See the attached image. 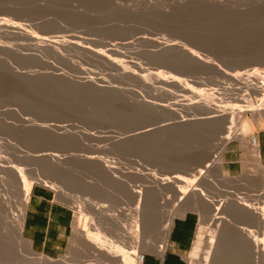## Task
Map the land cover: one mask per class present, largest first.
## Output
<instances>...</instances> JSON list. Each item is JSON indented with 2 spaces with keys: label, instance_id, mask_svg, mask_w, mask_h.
Segmentation results:
<instances>
[{
  "label": "rangeland",
  "instance_id": "rangeland-1",
  "mask_svg": "<svg viewBox=\"0 0 264 264\" xmlns=\"http://www.w3.org/2000/svg\"><path fill=\"white\" fill-rule=\"evenodd\" d=\"M56 39L67 44L58 45ZM173 44H185L202 62L188 54L189 59L186 52L164 50ZM123 68L137 76L122 74ZM238 72H261L262 78L240 83L234 78ZM214 109H223L232 121L228 126H232L233 137L220 163L212 159L227 127L219 123L221 120L216 123L211 119L216 114ZM261 129L264 0H0V264H28L24 260L30 256L26 250L30 241L24 234L21 256L14 255V250V254L6 251L15 240L25 179L35 182L33 188L49 189L57 201L69 204L74 211L69 243L59 256L39 253L30 242L32 251L54 260L52 264L59 259L68 264H93L96 258V264H129L114 253L113 245L133 253L121 240L122 231H126L122 223L129 225L128 217L135 213L141 198L135 193L144 187L146 193H158L152 195H158L154 201L163 210L173 209L177 203L178 216L195 211L200 221L204 211H210V217L217 212L227 216L224 205L218 208L221 203H231L232 198L233 202L242 198L240 201L251 206L260 203L263 209L264 198L254 194L264 163L261 158L262 165L254 160L251 139ZM240 132H248L246 140L236 137ZM209 159L214 170L204 166ZM230 160L236 161L232 168ZM5 161L13 162L22 172L13 175L4 167ZM202 167L206 179L199 177ZM195 176L199 177L196 183ZM128 187L132 192L126 191ZM186 191L187 198L180 203ZM129 192L134 195L133 203ZM195 196L202 198L203 210L192 201ZM76 203L83 204L87 217L94 214L90 210L96 204L106 206V217L121 216L107 217L105 222L102 215L86 219L78 214ZM240 216L227 217H233L235 223ZM161 218L156 227L162 225L165 218ZM91 221L97 227L100 223L101 235L108 238L110 234L109 243L115 241L110 244L113 253L109 244L107 250L97 251L102 249L92 238L98 228ZM107 221L110 226L101 225ZM238 222L233 227L241 233L248 221L242 225ZM259 231L252 227L248 232L260 236ZM234 232L232 237H238ZM155 236L152 233L150 238ZM194 244L185 253L187 264H198L190 259L194 253L204 258L199 253H204L205 246L201 247L204 251L200 249L203 252L196 253ZM77 248L88 255H77ZM99 252H106V256ZM155 252L150 247L138 251L146 257ZM235 254L233 258L238 256L241 264L240 254ZM203 258L200 264H204ZM233 258L230 256V264ZM80 259L83 262L73 261ZM214 263L211 260L209 264Z\"/></svg>",
  "mask_w": 264,
  "mask_h": 264
},
{
  "label": "bare ground",
  "instance_id": "bare-ground-1",
  "mask_svg": "<svg viewBox=\"0 0 264 264\" xmlns=\"http://www.w3.org/2000/svg\"><path fill=\"white\" fill-rule=\"evenodd\" d=\"M197 0H195V2H196ZM200 1H205V0H200ZM207 1V0H206ZM202 3V2H201ZM205 3V2H204ZM261 3V2H260ZM218 4V3H217ZM220 5V4H219ZM256 5V4H255ZM259 5H261V4H259ZM144 38V37H143ZM145 39V38H144ZM44 40V39H43ZM57 40V39H56ZM62 40V41H61ZM59 39V40H57L56 41V43L58 44V45H61V46H63V45H65V44H67V42L66 41H63V39ZM148 40H149V38H148ZM49 41V40H48ZM53 42V41H52ZM44 44V43H43ZM169 44V43H168ZM184 45L185 44H183V46H181V44H179V45H176V44H173V45H169L168 47H164L165 49L164 50H177V51H181L182 53L183 52H186L187 53V56H188V54L190 55V56H193V59L195 58V59H197V55L194 53V51L193 50H191V49H187V48H185L184 47ZM166 46V45H165ZM188 46V45H187ZM50 47V46H49ZM54 48V47H53ZM163 48V47H162ZM86 50V49H85ZM161 51V50H160ZM177 51H175V52H177ZM98 53V52H97ZM103 54V53H102ZM101 54V55H102ZM170 54H173L172 52L170 53ZM185 54V53H184ZM100 55V54H99ZM100 55V56H101ZM99 56V57H100ZM104 56V55H103ZM183 56V55H182ZM105 58H106V56H104ZM104 57H102V58H104ZM180 57H181V55H180ZM101 58V57H100ZM104 58V59H105ZM162 58V57H161ZM182 58H184V57H182ZM187 58V57H186ZM188 58H189V56H188ZM190 59V58H189ZM193 59H191V61L193 60ZM178 60V59H177ZM197 60H199V58L197 59ZM180 61V60H179ZM200 61V60H199ZM185 62V61H184ZM193 62H194V60H193ZM197 62V61H196ZM200 62H202V61H200ZM207 64V63H206ZM123 70L124 71H122L123 73L122 74H125V75H127V76H137L136 75V72L135 71H131V70H126L125 68H123ZM145 71V70H144ZM252 72V71H251ZM254 72V71H253ZM261 72H260V74L258 73V72H255V73H250V74H243L242 72H238V73H236V74H234V78L238 81V82H240V83H243V82H251L252 81V79H254V80H259V78H262L261 76ZM121 78V77H120ZM138 79V78H137ZM122 81V80H121ZM129 82V81H128ZM144 82V81H143ZM142 83V82H141ZM138 85V84H137ZM119 88H117V90H118ZM121 90V89H120ZM119 90V91H120ZM125 91V90H124ZM230 93V92H229ZM119 94H121V93H119ZM123 94V93H122ZM125 94V93H124ZM123 96V95H122ZM126 97V96H125ZM116 98V97H115ZM123 99H124V97H122ZM130 98V97H129ZM119 99V98H118ZM126 99H127V97H126ZM119 101V100H118ZM132 101V100H131ZM117 103V102H116ZM125 102H123V104H124ZM127 103V102H126ZM130 103V102H129ZM121 104V103H120ZM131 104V103H130ZM133 104H134V102H133ZM191 105V104H190ZM189 105V106H190ZM194 106V105H193ZM128 107H130V106H128ZM196 107V106H195ZM190 109V108H189ZM188 109V110H189ZM202 110V109H201ZM211 110V111H210ZM221 110H223V109H221ZM219 111L218 109H214V112L216 113L215 115H212L210 118L213 120L214 119V121H216V123H218L220 120V124L221 125H223V126H225V127H227V130H224L223 131V133H224V136H221L220 137V139H219V141H218V144H217V147L215 148L216 149V154H215V156H214V158L215 159H212V161H214L215 163H220V160H221V158H222V153H223V150H224V148H225V146H226V144H227V142L233 137H231V132H232V126H228V124H230L232 121H230L231 120V118H230V114H228L226 111ZM187 111V110H186ZM195 111V110H194ZM208 111H210V112H212V109H208ZM202 112H203V110H202ZM198 114V113H197ZM201 114V113H200ZM207 115V114H206ZM205 117V116H204ZM203 118V117H202ZM206 118V117H205ZM229 118H230V120H229ZM185 119H186V117H185ZM195 119V118H194ZM208 119V118H207ZM210 119V120H211ZM189 120V119H188ZM209 120V119H208ZM218 121V122H217ZM231 125H232V123H231ZM240 136V138L242 137V138H244L245 140L247 139L246 137L248 136V132H240L239 134L237 133L236 134V137H238V136ZM249 139V138H248ZM250 144V143H249ZM253 144V145H252ZM251 145H252V148L254 147V149H252L253 150V153H254V160L259 164V165H262V163H260V155H259V149L257 148V142L255 143V142H253ZM213 154V155H214ZM211 158V157H210ZM97 160H98V158H97ZM210 160V159H209ZM98 161H101V159L100 160H98ZM97 161V162H98ZM207 162V164H204V166L206 167V169L207 168H209L210 170L212 169V168H210V166H211V160L210 161H205V163ZM212 164H213V162H212ZM214 165L215 164H213L212 166H213V168H214ZM4 167L7 169V170H9L13 175H15V176H18L19 175V173H18V171H20V170H18V168L13 164V162H10V161H5V164H4ZM205 167H202L201 169H200V171L198 172V174L200 175H198L199 177H201V176H204L205 178H203V179H206V177L207 176H205V173H206V171L204 170V168ZM20 169V168H19ZM208 169V170H209ZM215 169V168H214ZM214 169H212V170H214ZM218 170L219 171H221V172H223L222 171V166H218ZM142 171V170H141ZM140 171V172H141ZM144 171V170H143ZM20 172H22V170L20 171ZM211 172H213V171H211ZM210 171H209V173H211ZM207 174V173H206ZM217 174V173H216ZM221 175L223 174V173H220ZM213 175V174H212ZM217 175H219V174H217ZM113 176H115V175H113ZM196 177L195 176V183L198 181V178L199 177ZM214 176V175H213ZM223 176V175H222ZM202 178V177H201ZM200 178V179H201ZM199 179V180H200ZM226 179V178H225ZM230 178H228L227 177V179L226 180H229ZM41 180V179H40ZM202 180V179H201ZM231 180V179H230ZM203 181V180H202ZM34 183L35 182H30L28 179H25V182H24V187H23V193H22V195H23V198H22V200H21V203H20V207L18 208V220H16L17 221V223H16V225H15V231H14V233H13V237H14V241H13V244H11V245H9V247L10 248H12V251H11V249L9 248V249H7L6 251H10V252H12L13 254H14V252H15V254L14 255H18L19 254V251H20V249L22 248L20 245L22 244V242L24 241V237H23V233H24V224H25V214H26V208H27V206H28V202H29V199H30V195H31V192H32V189H33V186H34ZM121 183H124V182H121ZM124 184H126V183H124ZM127 185H129L128 183H127ZM52 186V185H51ZM130 186V185H129ZM157 187H159L158 185H156ZM206 186V185H205ZM211 186H214L213 185V183H212V185ZM256 186L259 188V189H257L256 190V193L254 194L255 196H257V194L259 195V197L261 196V197H263L264 198V167H263V171H262V174H261V177H260V180H259V183H257L256 184ZM120 187V186H119ZM131 187V186H130ZM137 187V186H136ZM215 187V186H214ZM213 187V188H214ZM62 188V187H61ZM129 188V187H128ZM147 188V187H146ZM150 188V187H149ZM155 189H156V191H158L157 190V188L156 187H154ZM153 188V189H154ZM57 189H59V188H57ZM152 189V190H153ZM130 190V192H132V188L130 189H128V190H126V191H129ZM143 190V189H142ZM150 190V189H149ZM117 191V190H116ZM125 191V192H126ZM139 191H141V190H139ZM145 191V192H144ZM146 191H147V189L145 190V187H144V190L143 191H141L140 193L138 192V191H136V193H135V195H138V196H140L139 198H140V201H138L139 202V204H138V206H136L137 207V209H136V207H135V213L133 214V215H131L130 217H128L129 218V220H130V222L127 220V219H123L124 218V216H123V221L124 220H127L128 221V223H129V225H124V223L125 222H123V221H121L120 219H119V221L118 222H123L122 224H123V226L126 228V231L124 232V231H122V230H125L124 228H122L121 227V225H119L120 223H118L117 222V225L118 226H120L121 228H122V233L124 232V235L121 233V236H123V239H121V240H124V246H125V248H127V246H129L130 248L129 249H132L133 250V253H128V252H125L124 250H122V248H120V247H118V245H117V243H115V241H113V242H111V243H113L114 245V251L112 250L113 249V246H111L110 244L111 243H109L108 242V239H109V241H111V239L112 238H110L109 236H110V234L108 235L107 233H106V236L108 235V238L107 237H105L104 235H101L102 234V232H98V230H100L98 227H99V224L100 223H98V227L96 226V225H94V222L93 221H95V220H93V221H91L92 223V226L94 225L95 227V229H97V231H93V234H94V238H92L93 240H94V242L93 243H95V245L98 247V248H101L102 250H98L97 249V251H103V249H104V251L105 250H107V246H109V247H111V250H110V248L108 247V249L112 252H114L117 256H121V258H123L122 260L124 261L125 259L127 260L126 261V263H128V262H130L129 264H131V262L133 263V264H143L142 263V260H141V256L139 255V253H138V251H139V249H141V251L143 250V249H146V248H148V247H150V248H152V249H154L157 253H160V254H163L164 252H165V250L167 249V247H168V244H169V239H170V234H171V231H172V228H173V226H174V221H175V218L179 215V211H178V209H179V204H177V203H175V205H174V207H173V209H170V210H163V208H161V205H159L156 201H154L155 199H154V195H152V193L153 192H155L154 190H153V192L151 193V192H149V193H146ZM188 191V190H187ZM184 192L183 193V195H182V197H180L179 198V201H180V203L183 201V200H185L187 197V195H188V192ZM118 192V191H117ZM129 192V193H130ZM59 193H61V191L59 192ZM121 193V192H120ZM128 193V194H129ZM139 193V194H138ZM156 193V192H155ZM237 193V192H236ZM235 193V197H234V199H237L236 197L237 196H239V194L240 193H237L236 194ZM123 194H126V193H124L123 192ZM131 194V193H130ZM129 194V199H127L128 198V196L125 198V199H127V201L129 200V201H131L132 200V198H131V196H132V194L130 195ZM134 194V193H133ZM156 194H158V193H156ZM234 194V193H233ZM242 194V193H241ZM241 194H240V196H241ZM63 195H64V193H63ZM120 195H122V194H120ZM127 195V194H126ZM200 195H201V197H207V195H205V193H200ZM203 195V196H202ZM232 195V194H231ZM237 195V196H236ZM243 195H244V193H243ZM253 195V194H252ZM251 195V196H252ZM158 195H156V197H157ZM245 196H247V195H245ZM248 196H250V195H248ZM66 197V196H65ZM70 197V196H69ZM121 197V196H120ZM119 197V198H120ZM124 197V196H123ZM133 197V199H134V195L132 196ZM136 197V196H135ZM155 197V198H156ZM186 197V198H185ZM201 197H194L193 198V200L192 201H194V204H195V206L200 210V209H202L203 210V208H201L200 207V202H202L201 201ZM203 197V198H204ZM241 197H243V196H241ZM68 198V197H67ZM73 198V197H72ZM144 199V201H141V199ZM230 198H231V196H230ZM229 198V199H230ZM239 198V197H238ZM250 198V197H249ZM252 198H254V197H252ZM252 198H250V199H252ZM122 199V198H121ZM240 199H242V198H240ZM240 199H239V201L237 202L236 200H235V202H233L232 200H233V198L232 199H230V201H231V203L228 201V202H225L226 203V205L224 204V203H219L220 205H219V210H221V209H223V205H224V208H226V211H224V209H223V214L226 212L228 215L227 216H232V215H235V217L237 216H239V215H241L240 217H244V218H242V219H247V221L248 222H246V223H244V225L243 226H245L246 225V227L247 228H243L242 229V231H241V233L239 232L238 233V231H237V229H234V224H236V222H240L241 220H238V219H240V217L238 218V219H236L235 217V219L237 220L235 223H233V221H235V220H233V217L231 218V217H227V216H222L219 212H217V213H219V214H212L213 216L212 217H210L209 216V213H210V211H204V212H202V217H201V221H200V223H201V225H200V227L198 228V231H197V234H196V237H195V241H194V243L196 244H194V246H195V248H194V252H200V251H202L203 249L201 248V247H203V246H205L204 247V253H199V254H204V258H203V256L201 257V255H198V256H196L197 254H195L194 253V255H192L191 256V261L193 262V263H195V262H197L198 264H200V262H201V260H202V258H203V263L204 264H209L210 263V261L211 260H213V262H215L214 264H217V263H221V264H226V262L228 263L229 261H230V256L233 258L234 256H232V254H235V253H239L240 255H239V259L241 260V264H264V208L262 209V207H260L259 205H260V203H259V205H249V204H247L246 202H244V201H240ZM247 199V198H246ZM245 199V200H246ZM261 199V198H260ZM67 200H69V198L67 199ZM123 200V199H122ZM135 200H137L136 198H135ZM238 200V199H237ZM249 200V199H248ZM253 200V199H252ZM251 200V201H252ZM263 200V199H262ZM134 201V200H133ZM258 201V200H257ZM256 201V202H257ZM260 201V200H259ZM203 202H205L204 200H203ZM255 202V201H254ZM74 203V202H73ZM80 203V202H79ZM130 203H133L132 201L130 202ZM248 203H250V200L248 201ZM82 204V203H81ZM85 204V203H84ZM134 204H137V203H134ZM203 204V203H202ZM263 204H264V201H263ZM75 205V204H74ZM87 205H89V204H87ZM203 205H206V204H203ZM105 206V205H104ZM104 206H102V204H96L93 208H92V211L90 210V212H92V213H94V214H91V216L93 215V216H99V215H102L103 217L105 216V215H107L108 214V211H107V214H105L104 212H105V210H106V208H104ZM130 206H131V204H130ZM264 206V205H263ZM76 207H77V210H78V214H80V216L81 215H85L84 213V208H82L83 207V204H82V206H80L79 204H77L76 203ZM85 207H86V205H85ZM106 207V206H105ZM162 207H164V206H162ZM108 208V207H107ZM134 208V207H133ZM105 209V210H104ZM119 209V208H118ZM127 209V208H126ZM123 211H124V209H122ZM131 210V209H130ZM128 211H129V207H128ZM132 211H133V209H132ZM132 211H129V213H131ZM117 212V211H116ZM119 212H120V210L118 211V214H119ZM126 211H124V213H125ZM222 212V211H221ZM121 213H122V211H121ZM120 213V214H121ZM133 213V212H132ZM161 213L163 214V215H161ZM225 213V214H226ZM88 214V213H87ZM116 214V213H115ZM114 214V215H115ZM117 214V215H118ZM123 214V213H122ZM89 215V214H88ZM112 215H113V213H112ZM126 215H127V213H126ZM130 214H128V216H129ZM159 215H161V217L163 216L165 219H164V221H163V223H162V218L161 217H159ZM217 215H219V216H217ZM79 216V215H78ZM91 216H89V217H87L86 215H85V217H87L86 219H91ZM92 216V217H93ZM101 216V217H102ZM111 215H109V216H107L108 218L110 217ZM119 217L121 216V215H118ZM82 217V216H81ZM101 217H100V219H101ZM106 217V216H105ZM104 217V222H105V219H107V217L105 218ZM112 217V219H113V217H116V215L115 216H111ZM118 217V218H119ZM161 218V223H162V225L161 226H157L156 227V223L159 221V218ZM98 218V217H97ZM117 217H116V219H118ZM229 218H231L232 220H230ZM80 219V218H79ZM92 219H94V217L92 218ZM111 219V220H112ZM116 219H114V220H116ZM245 219V220H246ZM82 220H85V219H82ZM245 220H242L240 223H241V225L243 224V222H245ZM98 221V220H97ZM102 221H103V219H102ZM89 222V221H88ZM96 222V221H95ZM108 222L109 221H107V223H103V224H101V225H105V224H108ZM116 222V221H115ZM238 222V223H239ZM111 223V222H110ZM127 223V222H126ZM237 223V224H238ZM96 224V223H95ZM112 224V223H111ZM114 224V223H113ZM113 224H112V226H113ZM85 225V224H84ZM109 225V224H108ZM116 225V226H117ZM159 225V224H158ZM239 225V224H238ZM110 226V225H109ZM115 226V225H114ZM154 226H155V228H154ZM97 227V228H96ZM119 227V229H121ZM128 227V228H127ZM152 227L154 228V229H152ZM233 227V228H232ZM241 227V226H240ZM252 227H257L258 228V230H261V231H259L260 233H261V235L260 236H258L257 234H255V235H251V233H249L248 231H249V228H252ZM93 228V227H92ZM93 228V229H94ZM104 228V227H103ZM107 227H105V229H106ZM158 228V229H157ZM234 229V230H236L235 232H237L238 233V235L234 232V230L233 231H231L232 229ZM242 228V227H241ZM112 229H114V228H112ZM112 229H110L111 230V232H112ZM117 229V228H116ZM115 229V230H116ZM118 229V230H119ZM239 229V228H238ZM102 230H104V229H102ZM208 230H210V233L208 232ZM250 230H252V229H250ZM254 230V229H253ZM252 230V231H253ZM105 231V230H104ZM120 232V231H119ZM209 234H208V233ZM231 232L233 233L234 232V235L235 236H238V237H235V238H233L234 236H233V234H231ZM251 232V231H250ZM254 232H256V231H254ZM258 232V233H259ZM99 233V234H98ZM105 233V232H104ZM113 234H114V231L112 232ZM117 233V232H116ZM152 233H153V235L155 234L156 236V238H154V239H151L150 237H151V235H152ZM157 233V234H156ZM253 233V232H252ZM120 234V233H119ZM117 235H118V233H117ZM113 236V235H112ZM233 236V237H232ZM13 237H11V239H13ZM114 237V236H113ZM117 238H118V236H117ZM120 238V237H119ZM233 240H232V239ZM10 239V240H11ZM92 239H89V241H91ZM235 239V240H234ZM120 240V239H119ZM118 240V241H119ZM2 242V241H1ZM11 243H12V240L10 241ZM123 241H121V243H122ZM8 243V242H7ZM91 243V242H90ZM27 245H26V250L28 251V253H29V255L31 256H29V258L27 257V258H25V262L26 263H28V264H52V263H50V261L52 260V259H50V260H48L49 259V257H44V255H39V253H37V252H34V251H32V249H31V244H30V242H28V243H26ZM87 244V243H86ZM109 244V245H108ZM123 244V243H122ZM121 244V245H122ZM81 245V244H80ZM90 245V244H89ZM91 245H92V243H91ZM116 245V246H115ZM5 246H7V245H4V247ZM88 246V245H87ZM96 246H94V244H93V246H92V248L93 247H95V249L93 250V252L94 251H96ZM21 247V248H20ZM77 247V246H76ZM75 247V248H76ZM236 248V250H234L233 251V248ZM83 247H82V245H81V249H82ZM143 248V249H142ZM206 248H208V250H206ZM83 249H85V250H87V248H86V246H84V248ZM82 249V250H83ZM89 249V248H88ZM90 249H91V247H90ZM89 249V250H90ZM200 249H202V250H200ZM13 250H14V252H13ZM78 250V251H77ZM77 250H76V254L78 253V252H80V250L77 248ZM109 250H108V253H109ZM127 250V249H126ZM200 250V251H199ZM135 251V252H134ZM202 251V252H203ZM21 252V251H20ZM92 252V251H91ZM112 252V253H113ZM193 252V251H192ZM82 253H84V252H80V254L79 255H81V256H84V255H82ZM86 253V252H85ZM84 253V254H85ZM100 253V252H99ZM105 253L106 252H102V253H100V254H102V256H106L105 255ZM108 253H107V255H108ZM21 254V253H20ZM19 254V255H20ZM87 254V253H86ZM94 254V253H93ZM99 254V255H100ZM104 254V255H103ZM78 255V254H77ZM88 255V254H87ZM98 255V256H99ZM109 255H110V253H109ZM115 255V256H116ZM235 255H238V254H235ZM21 256V255H20ZM20 256H18V257H20ZM101 256V255H100ZM112 256V255H111ZM113 256H114V254H113ZM241 256V257H240ZM17 257V256H16ZM17 257V258H18ZM75 257V256H74ZM73 257V258H74ZM237 259H238V256H235ZM51 258V257H50ZM89 258V257H88ZM100 258V257H99ZM98 258V259H99ZM104 258V257H103ZM118 258V257H117ZM121 258H120V260H121ZM132 258H134V260L132 259ZM236 258H233V260H236L237 261V263H238V260L236 259ZM97 259V258H96ZM95 259V261L94 262H92L93 264L97 261ZM107 259V258H106ZM110 259V258H109ZM116 259V258H115ZM119 259V258H118ZM56 260V259H55ZM86 260V259H85ZM128 260H131V261H128ZM233 260H231V264L234 262ZM54 260H52V262H53ZM58 261V260H57ZM56 261V262H57ZM73 261H75V262H77V263H81V262H83L81 259L80 260H73ZM72 261V262H73ZM56 262H54V264L56 263ZM58 264L59 263H61V264H68L67 262H66V260L65 259H59V261L57 262ZM56 263V264H57ZM235 264H237L236 262H234ZM69 264H70V262H69ZM85 264V263H84ZM91 264V263H90ZM96 264V263H95ZM229 264H230V262H229ZM238 264H240V263H238Z\"/></svg>",
  "mask_w": 264,
  "mask_h": 264
},
{
  "label": "crops",
  "instance_id": "crops-1",
  "mask_svg": "<svg viewBox=\"0 0 264 264\" xmlns=\"http://www.w3.org/2000/svg\"><path fill=\"white\" fill-rule=\"evenodd\" d=\"M253 136L257 137V148L264 163V129ZM235 162L230 160L229 167ZM73 220L74 211L69 204L57 201L49 189L35 186L26 208L23 234L37 252L59 256L68 246ZM199 223L200 217L195 211L176 217L167 249L163 254H149L145 264H187L185 253L193 246Z\"/></svg>",
  "mask_w": 264,
  "mask_h": 264
},
{
  "label": "built area",
  "instance_id": "built-area-1",
  "mask_svg": "<svg viewBox=\"0 0 264 264\" xmlns=\"http://www.w3.org/2000/svg\"><path fill=\"white\" fill-rule=\"evenodd\" d=\"M252 141L256 143V142H257V137H256V136H253V137H252ZM145 258H146V255L143 254V255L141 256L142 263H144Z\"/></svg>",
  "mask_w": 264,
  "mask_h": 264
}]
</instances>
